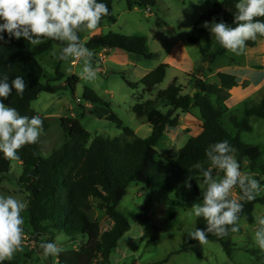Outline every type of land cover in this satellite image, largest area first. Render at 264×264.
Instances as JSON below:
<instances>
[{
    "label": "trees",
    "instance_id": "16d2710c",
    "mask_svg": "<svg viewBox=\"0 0 264 264\" xmlns=\"http://www.w3.org/2000/svg\"><path fill=\"white\" fill-rule=\"evenodd\" d=\"M113 1L98 0L107 4L109 8V13L99 24L105 21L111 24L117 22L113 14ZM236 3L238 0L215 3L207 14L196 21L194 31L207 33L213 21L221 20L234 27L232 23ZM156 4V0H128L130 9L135 6L150 9ZM205 24H208V27H205ZM3 35L7 42H0V75L7 73L9 82L15 76H22L28 86L22 96H18L13 90L3 102L15 107L22 115L29 117L38 115L43 121V132H47L50 129L47 118L33 109L32 103L38 99L40 93L55 94L58 88L43 83L50 75L40 63L39 57L48 54L55 45L59 47L63 45L55 40H46L38 46H33L23 38L9 40L7 33ZM260 40H264V37L258 36L255 41H248L247 47L256 48ZM191 43L197 44V39H192ZM86 46L92 51L117 48L147 59L154 58V54L149 51L147 39L142 36L110 32L93 36ZM201 51L205 61L209 63L228 52L223 48L212 54H208L204 49ZM168 68V64H162L141 79L140 84L147 93L152 95L156 87L164 82ZM63 78L64 74L57 67L55 80L60 81ZM218 78L220 84L207 83L196 78L194 88L197 89V93L194 97H191L190 93L183 95V88L175 79L167 89L158 92L155 100L137 103L133 107V113L139 120L152 127L151 135L147 138H140L131 128L124 127L118 116L110 111L106 118L123 130L121 137H93L80 120L64 117L60 120L64 144L50 156H42L38 144L22 148L18 152L17 160L5 159L0 153V190L10 176L13 165L22 167L18 180L21 188L28 193L29 206L25 212L38 237L62 234L72 241L80 237L86 238V242L79 250L62 251L58 257H54L57 264L109 263L120 239L130 231L128 219L117 208L124 199L128 186L132 184L172 192L174 194L172 204L175 207L200 203L202 176L194 165L200 163L205 168L209 167L205 152L210 144L228 140L242 172L245 165L253 172L264 170L258 165L262 158L261 149L246 144L240 136L241 132L252 131L251 118L264 119V99L258 104H248L250 106L243 110H232L226 104V92L238 86L237 77L219 72ZM66 83L74 92L80 78L73 75ZM127 83L131 88L138 87L137 83ZM84 98L92 104H106L88 89L85 90ZM158 102L168 106V111L163 112L157 108ZM194 110L198 111L203 122L201 133L185 144L177 158L162 164L157 160V145L164 136L166 127L180 126L178 111L185 114L193 113ZM228 125L233 127V132L227 130ZM216 172L214 169L213 175ZM259 176L256 175L255 179ZM188 177L191 178L190 189L185 186ZM236 190L239 196V190ZM94 201H98L99 207L106 212L109 221L106 230L90 214ZM242 203L244 207L239 222L246 219L249 224L254 225V209L257 204H264V195H259L254 201ZM197 227L206 229V221L202 217L197 219ZM231 234L233 233L229 232L228 236L221 238L213 233H207L206 241L221 243L226 253L231 256L233 245L228 241ZM156 239L157 233L153 235L151 242H155ZM196 243L198 241L190 239L187 233L183 238L180 252L190 251ZM165 262L167 261L154 264ZM4 264L16 263L5 261Z\"/></svg>",
    "mask_w": 264,
    "mask_h": 264
},
{
    "label": "rangeland",
    "instance_id": "374dc122",
    "mask_svg": "<svg viewBox=\"0 0 264 264\" xmlns=\"http://www.w3.org/2000/svg\"><path fill=\"white\" fill-rule=\"evenodd\" d=\"M135 1V0H131ZM223 0H156L155 7L149 8L135 6L129 8L128 0H114L113 14L117 19L115 24L107 21L99 24L92 32L81 33V38L86 44L89 40L100 34L110 32L126 36H142L148 41V48L154 54V58L147 59L143 56L123 51L117 48L111 49L113 53H107V61H104V52L93 51V67L98 71L95 81L88 82L80 79V83L73 92L67 85V79L73 75L80 78L82 62L71 65V72L66 70L64 62L59 61L53 52H58L60 47L55 45L48 54L39 57V61L48 72L49 79L43 83H48L58 90L55 94L42 92L38 99L32 103L40 115L47 118L50 129L43 132L38 146L41 154L48 157L53 151L59 149L64 144V136L61 128V118L73 117L81 121L84 128L93 136H104L117 138L123 135V130L109 121L106 117L113 111L123 122L124 127L131 128L140 138H147L151 135L152 127L139 120L133 113V107L140 102L155 100L160 90L167 89L175 79L182 86L186 94L191 93L194 88L195 76L188 73L192 68L197 72H205L207 76L210 66L204 63L202 49L208 54L220 50L222 47L212 37L211 32L196 33L194 24L204 14H207L214 4ZM192 39H197V44L191 43ZM182 41V48L187 52L194 66H186L185 72L178 67L179 62L174 61L169 65L164 82L158 85L149 94L140 84L141 79L162 64H167L169 52L176 42ZM256 49L246 50L243 54L232 53L238 61L242 63L263 58L261 52L264 49V40ZM263 46V47H261ZM177 51V55L181 52ZM230 55V56H231ZM229 58V59H230ZM225 56H219L213 70L219 66H224L229 62ZM255 61V62H256ZM212 62V63H213ZM261 66V63H257ZM183 66V65H182ZM59 67L64 78L55 80V71ZM191 68V69H190ZM208 68V69H207ZM264 77V73L259 78ZM205 81V80H203ZM217 78L207 79V83H214ZM127 82L137 83V88H131ZM91 90L106 104H92L84 98L85 90ZM183 92V91H182ZM197 93V92H196ZM183 94V93H182ZM184 95V94H183ZM256 96V97H255ZM251 100H244L231 107L232 110H243L248 104H258L264 99V87L255 94ZM215 100V98H214ZM254 100V102H251ZM156 107L167 112L169 107L158 102ZM181 117L184 113L178 111ZM194 115L199 117L198 111L194 110ZM251 132H241L243 142L252 146H258L262 151V158L258 162L264 168V119L251 118ZM180 127V126H179ZM166 127L164 136L157 145V160L166 164L167 161L175 159L179 151L194 136L202 131V126L197 122L183 123L181 128ZM229 132H233L231 125L227 126ZM243 172H247L255 178L260 175L259 180L262 188L261 195H264V170L251 171L248 165L244 166ZM22 173V167L14 164L12 172L2 184L0 194L14 195L28 203V193L21 188L18 178ZM214 176H223L222 172H217ZM201 189L206 186L203 178L200 179ZM233 197L238 198V192L233 189ZM174 194L163 189L146 188L132 184L128 186L126 195L118 205L117 210L123 213L130 224V231L126 233L118 243V247L112 252L108 264H154L167 261L163 264H264V251L254 242V232L257 227L256 218L264 217V204H257L254 209L255 224L251 225L246 219L239 222L240 231L229 236L228 241L232 243V255L229 256L224 247L219 242L205 241L192 246L187 252H180L183 238L197 227V217L192 213L193 205L175 207L172 204ZM28 209V208H27ZM27 211V210H26ZM27 212H23L24 217V245L23 251L16 253L11 260L16 264H57L54 257L43 256V251L39 247L41 242L52 241L62 248L63 251L79 250L86 242V238L80 237L72 241L62 234L54 236H40L31 227ZM91 216L102 224L106 230L109 226L108 217L105 210L99 207V202L94 201ZM157 233L155 242H151L153 235ZM37 239V241H36Z\"/></svg>",
    "mask_w": 264,
    "mask_h": 264
},
{
    "label": "clouds",
    "instance_id": "9594fccd",
    "mask_svg": "<svg viewBox=\"0 0 264 264\" xmlns=\"http://www.w3.org/2000/svg\"><path fill=\"white\" fill-rule=\"evenodd\" d=\"M235 9L234 27L221 20L213 21L209 30L223 49L240 55L246 50L248 41L264 37V19H261L264 18V0H238ZM108 13V5L98 0H0V42H7L4 33L9 40L23 38L33 46L46 40L58 41L63 46L53 55L64 62L69 72L72 64L82 62L80 79L92 82L98 77L92 63L94 53L80 34L94 31ZM27 87L22 76H15L9 82L7 73L0 75V153L5 159H19L18 152L25 146L38 144L43 133V121L38 115H22L3 102L13 90L22 96ZM233 152L228 140L219 141L206 149L209 167L200 163L194 165L206 186L201 192V202L191 208L195 217L206 221V229L194 228L189 233L190 239L200 244L206 241L207 233L223 238L229 232L239 231L242 202L254 201L261 195L259 180L241 171ZM214 169L223 176H214ZM190 180L188 177L185 182L189 189ZM233 189L239 190L238 198L233 197ZM28 206L25 200L14 195L0 194V264L11 261L16 253L23 251L22 213ZM256 223L253 239L264 251V217H257ZM39 247L45 258L58 257L63 251L52 241L41 242Z\"/></svg>",
    "mask_w": 264,
    "mask_h": 264
},
{
    "label": "crops",
    "instance_id": "0c3cea01",
    "mask_svg": "<svg viewBox=\"0 0 264 264\" xmlns=\"http://www.w3.org/2000/svg\"><path fill=\"white\" fill-rule=\"evenodd\" d=\"M221 2V1H220ZM263 40H260L258 43L260 45ZM183 46V43L181 40H179L178 42H176L174 44V46L172 47V49L169 52V57L167 60V64H171L174 61H178L179 65L178 67L181 68L182 72H185L184 70H186V66H194L193 65V61L190 60L189 55L187 54V52H185V50L182 48L181 50H179V48H181ZM258 46L256 48H258ZM263 47V46H261ZM248 48V47H247ZM254 48V49H256ZM250 49V48H249ZM102 50L104 52V61H107V57L106 54L107 53H113V51H111V49L108 48H102L97 50L100 51ZM179 50L178 55L176 54L177 51ZM231 52H226V54H224L223 56L227 57L228 59L230 57H234L233 55H231ZM261 54H263V58L262 59H258L257 61L255 59L252 60V57H250V61L249 62H243L242 61H238V58L234 59V58H230L229 62L224 65V66H219L216 69H212L211 67H213V65L215 64L216 60H214L215 62L213 63H209L207 64V66H210V70L208 69V75H206L205 72H201L202 70H199L197 72L196 68H190V73L189 76L191 78V75L194 74L195 79H202L205 80V82L207 81V79L211 78H217V81L212 83V84H220V79L218 78V73L219 72H225L231 75H234L237 77V83L238 86L227 91L226 95H227V101L226 104L228 106V108L231 109L232 106H234L236 103H240L244 100H251L253 96H255V94H257L258 91L261 90L262 87H264V77L259 78L260 74L264 73V49L261 52ZM231 55V56H230ZM222 56V57H223ZM256 61V62H255ZM206 61L204 60V63ZM258 62L261 63V66H258ZM183 65V66H182ZM184 69V70H183ZM151 72V71H150ZM149 73V72H147ZM147 75V74H146ZM194 83V81L192 82V84ZM183 94H186L185 91L183 90L182 92ZM256 97V96H255ZM251 102H254V100H252ZM194 112V111H193ZM197 122L200 123L201 126L203 125V122L200 120L199 117H197L196 115H194L193 113H185L184 115H182L180 117V127H182L183 123L185 124L186 122Z\"/></svg>",
    "mask_w": 264,
    "mask_h": 264
},
{
    "label": "water",
    "instance_id": "95a60500",
    "mask_svg": "<svg viewBox=\"0 0 264 264\" xmlns=\"http://www.w3.org/2000/svg\"><path fill=\"white\" fill-rule=\"evenodd\" d=\"M196 92H197V89H193L192 92L190 93V96L191 97H194V95L196 94Z\"/></svg>",
    "mask_w": 264,
    "mask_h": 264
},
{
    "label": "built area",
    "instance_id": "2783aa9c",
    "mask_svg": "<svg viewBox=\"0 0 264 264\" xmlns=\"http://www.w3.org/2000/svg\"><path fill=\"white\" fill-rule=\"evenodd\" d=\"M148 11H151L150 9H148ZM74 64H76V63H74Z\"/></svg>",
    "mask_w": 264,
    "mask_h": 264
}]
</instances>
